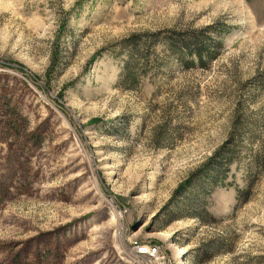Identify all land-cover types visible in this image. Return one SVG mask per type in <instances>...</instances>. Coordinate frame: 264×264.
Masks as SVG:
<instances>
[{"label": "rangeland", "instance_id": "1", "mask_svg": "<svg viewBox=\"0 0 264 264\" xmlns=\"http://www.w3.org/2000/svg\"><path fill=\"white\" fill-rule=\"evenodd\" d=\"M209 27L120 86L126 38ZM231 134L203 225L175 192ZM0 264H264V0H0Z\"/></svg>", "mask_w": 264, "mask_h": 264}, {"label": "trees", "instance_id": "2", "mask_svg": "<svg viewBox=\"0 0 264 264\" xmlns=\"http://www.w3.org/2000/svg\"><path fill=\"white\" fill-rule=\"evenodd\" d=\"M208 30L211 28L200 33L171 32L165 38L159 32H147L133 34L126 38L120 44L121 50L127 52L120 77V86L125 90L134 89L141 84L149 72L161 70L166 56L160 57L161 54L157 53V45L163 41L167 44L171 57L178 60L184 69L189 70L196 65L207 68L208 60L212 59L208 57L211 56L212 48L220 45L216 40L210 39ZM236 140L234 134H231L206 164L178 187L175 192L177 212H186L188 218L197 219L203 225L213 224L215 218L207 211L205 198L216 188L228 186L225 182L232 165L237 160ZM251 186L252 184L245 192L239 191V201L247 202V199L241 200L240 198L244 195L247 198Z\"/></svg>", "mask_w": 264, "mask_h": 264}, {"label": "built area", "instance_id": "3", "mask_svg": "<svg viewBox=\"0 0 264 264\" xmlns=\"http://www.w3.org/2000/svg\"><path fill=\"white\" fill-rule=\"evenodd\" d=\"M138 253L142 255H148L150 258L155 259L156 261H160L161 257V249L160 245L150 246L147 249L139 248Z\"/></svg>", "mask_w": 264, "mask_h": 264}, {"label": "bare ground", "instance_id": "4", "mask_svg": "<svg viewBox=\"0 0 264 264\" xmlns=\"http://www.w3.org/2000/svg\"><path fill=\"white\" fill-rule=\"evenodd\" d=\"M166 236H167V232L166 231H161L160 234L158 235L159 238L166 237Z\"/></svg>", "mask_w": 264, "mask_h": 264}]
</instances>
